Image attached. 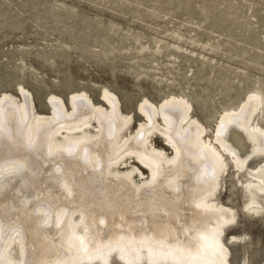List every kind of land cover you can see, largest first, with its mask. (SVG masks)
Here are the masks:
<instances>
[{
    "label": "bare ground",
    "instance_id": "bare-ground-1",
    "mask_svg": "<svg viewBox=\"0 0 264 264\" xmlns=\"http://www.w3.org/2000/svg\"><path fill=\"white\" fill-rule=\"evenodd\" d=\"M20 90V102L0 97V264H233L222 236L236 215L217 192L225 155L242 167L264 154L255 96L221 115L223 152L183 98L144 101L145 125L125 138L128 118L108 90L110 109L75 93L72 112L52 96L49 114ZM155 132L174 156L148 145ZM129 161L138 167L118 171Z\"/></svg>",
    "mask_w": 264,
    "mask_h": 264
},
{
    "label": "rangeland",
    "instance_id": "rangeland-1",
    "mask_svg": "<svg viewBox=\"0 0 264 264\" xmlns=\"http://www.w3.org/2000/svg\"><path fill=\"white\" fill-rule=\"evenodd\" d=\"M21 87L39 114L53 112L52 96L72 112L75 93L110 109L108 90L128 118L125 138L145 125L144 101L172 96L214 144L221 115L250 96L253 124L264 129V0H0V97L20 102ZM148 145L174 156L158 132ZM255 156L238 167L225 155L220 177L218 201L236 215L222 236L233 264H264V154ZM127 165L118 171L138 167ZM142 179L136 170L133 180Z\"/></svg>",
    "mask_w": 264,
    "mask_h": 264
}]
</instances>
